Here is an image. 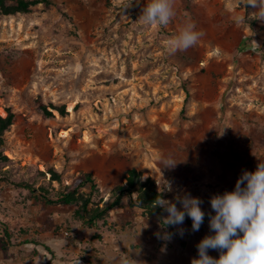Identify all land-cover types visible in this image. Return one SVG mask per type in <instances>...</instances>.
<instances>
[{"label": "rangeland", "instance_id": "obj_1", "mask_svg": "<svg viewBox=\"0 0 264 264\" xmlns=\"http://www.w3.org/2000/svg\"><path fill=\"white\" fill-rule=\"evenodd\" d=\"M144 3L49 0L0 13V113L14 114L1 148L0 264H191L211 234L208 219L195 232L186 220L163 227L167 213L135 206L134 195L87 223L77 205L46 200L62 190L49 169L65 184L92 173L89 209L108 204L135 168L163 199L190 193L214 214L210 197L264 162V21L253 19L255 9L176 0L173 20L151 27L139 19ZM186 21L203 36L172 54L165 40ZM38 98L65 113L45 117ZM167 158L175 167L163 166ZM167 183L172 191H163Z\"/></svg>", "mask_w": 264, "mask_h": 264}, {"label": "clouds", "instance_id": "obj_2", "mask_svg": "<svg viewBox=\"0 0 264 264\" xmlns=\"http://www.w3.org/2000/svg\"><path fill=\"white\" fill-rule=\"evenodd\" d=\"M131 3L132 0H127L126 8ZM175 3L176 0H145L139 16L141 23L151 27L168 25L176 15ZM245 5L255 9L251 13L253 19L264 21V0H242V6ZM202 36L194 22L186 21L176 34L165 40V47L172 54L184 52L194 47ZM225 128L219 135H223ZM177 162L171 158L161 161L169 168ZM163 191H172V186L167 183ZM175 200L176 203L159 196L152 206L167 213L161 219L163 227L182 225L187 216L195 232L208 216L211 234L197 243V257L191 264H264V162H258L254 171H243L232 191L210 197L214 214L203 211V200L190 193L178 195ZM178 234L183 236L184 230L178 229ZM164 238L170 239V234L165 232ZM209 250L216 251L218 258L209 255ZM73 264H79L77 258ZM120 264H129V260L122 257Z\"/></svg>", "mask_w": 264, "mask_h": 264}, {"label": "trees", "instance_id": "obj_3", "mask_svg": "<svg viewBox=\"0 0 264 264\" xmlns=\"http://www.w3.org/2000/svg\"><path fill=\"white\" fill-rule=\"evenodd\" d=\"M48 4L49 0H0V13L3 15H15L18 13H28L30 9L37 4ZM36 105L38 110L45 116L51 117L52 110H56L60 115L65 113L64 105L54 106L44 104L40 98L36 100ZM5 115L0 113V162L7 160L1 150L4 143V134L11 127L13 123L14 114L6 109ZM50 174L49 180L56 181L61 185V191L58 197L53 200L45 197L48 202L51 203H63V204H75L77 205L75 209V214L81 218H84L87 223H93L98 219L104 217L105 212L108 209L117 207L121 204L122 197L124 195H134L133 204L139 208L144 209L150 214L160 215L162 209L159 207L152 208L155 200L163 195L161 191L157 189L156 182L151 177H146L142 179L141 172L137 171L135 168H129L124 173V184H119L113 187L110 195V202L108 204L99 206L96 203L94 207L89 209L91 204V197L93 192L97 190V185L92 173L81 172L77 174L70 183L65 184L60 177V174L54 170L49 169ZM26 186H29L25 184ZM89 186L88 193H83L80 190L85 186ZM208 216H205L206 221ZM185 220L191 224V219L187 216Z\"/></svg>", "mask_w": 264, "mask_h": 264}]
</instances>
